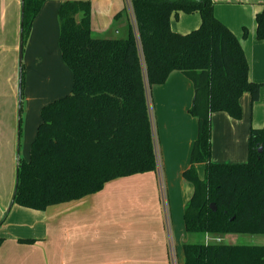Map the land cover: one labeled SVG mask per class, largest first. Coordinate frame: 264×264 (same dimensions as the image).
<instances>
[{"label": "trees", "instance_id": "1", "mask_svg": "<svg viewBox=\"0 0 264 264\" xmlns=\"http://www.w3.org/2000/svg\"><path fill=\"white\" fill-rule=\"evenodd\" d=\"M46 1L22 0V47ZM131 3L135 26L129 23L125 39L93 37L90 1L60 6L59 47L72 90L42 109L29 158H19L11 206L45 211L95 195L112 181L156 172L148 92L179 72L193 83L189 112L198 121L183 174L194 193L184 208L189 239L182 264H264V246L216 241L230 234L264 236V127L250 129L247 162L212 161V116L240 120L243 94L250 93L252 104L260 99L262 86L250 81L241 41L217 19L213 0ZM180 13H199L200 27L186 35L174 32L171 20ZM256 24L257 40L264 41V9ZM3 243L0 237V248Z\"/></svg>", "mask_w": 264, "mask_h": 264}, {"label": "crops", "instance_id": "2", "mask_svg": "<svg viewBox=\"0 0 264 264\" xmlns=\"http://www.w3.org/2000/svg\"><path fill=\"white\" fill-rule=\"evenodd\" d=\"M65 1H90L91 28L93 37L97 39H125L129 23L134 18L126 0L45 2L25 45L27 112L35 104L40 106L39 118H27L26 127L21 132V135L26 133V160L41 123L42 108L71 94L72 90V74L62 60L59 47L58 11ZM213 1L217 19L241 41L245 27L241 29L243 25H236L228 10L261 0ZM261 4L262 10L257 15L264 9V0ZM200 25L199 13H180L178 18L171 20V29L182 35L197 30ZM256 29L255 19L250 33L252 38L256 36ZM241 43L246 53V41ZM21 50L22 0H0V112L3 114L0 118V237L4 238L0 264H171L169 223L165 222L161 206L157 171L112 181L95 195L51 206L45 211L15 205L1 224L12 204L22 147L18 118L15 114L6 118L2 111L11 102L16 103ZM57 71L62 73L64 80L53 85L49 76ZM250 74L255 80L252 66ZM33 75L34 82L41 76V86L31 85ZM66 83L68 87L65 89ZM154 89L157 152L163 168H160L163 193L169 205L166 216L169 219L170 214L171 219L177 220L184 215V208L194 193L193 185L183 178L184 172L190 168L191 153L198 134V121L189 112L194 99V86L187 77L174 72L164 85L154 86ZM239 140L234 138L232 143L228 142L229 156L225 159L212 150V161L245 163L246 152ZM244 155L245 158L241 159ZM197 169L199 177L203 178L204 165H199ZM190 185L191 193L188 190ZM126 196L129 203L125 207L121 197ZM85 208H89V213L81 211ZM54 218L61 221L56 222Z\"/></svg>", "mask_w": 264, "mask_h": 264}, {"label": "rangeland", "instance_id": "3", "mask_svg": "<svg viewBox=\"0 0 264 264\" xmlns=\"http://www.w3.org/2000/svg\"><path fill=\"white\" fill-rule=\"evenodd\" d=\"M128 4V9L130 10V13L133 17L132 13V3L131 0H126ZM258 1L252 4H244V5H238L235 8H231L228 10V13L231 14V16L234 19L235 24L242 26L241 29L244 28V34L242 36L241 41H246V55H247V61L251 59L248 64L249 67L252 66L253 69V78L252 75L250 74V80L260 84L261 87V93H260V99L258 102L252 104L251 101V95L249 92H246L243 94L241 98V107H242V117L240 120H235L231 118L227 113H215L212 116V129H213V134H212V150L216 152V155L221 157V158H226L228 153H227V148H230L227 146L228 142H233L234 138H240L239 142L241 145L242 150H245L246 152V161L247 162V154H248V144H247V139L249 137L250 129L253 127L254 129H262L264 127V41H259L257 40V37H251V28L253 25H255V19L256 15L258 12L262 10V2ZM132 23L135 26V20L132 18ZM22 62H21V67L19 69V78H18V84H17V99L16 103L11 102L8 107L4 108L3 113L5 117L7 118L11 114H15V118H18V124H19V136H20V141H21V149H20V159H25L26 158V153L24 149V142H25V135L26 133L24 132L22 135L20 133L24 131L26 127V122L27 118H39V111H40V106L35 104V106L31 109V111L28 113L27 111L29 110L28 103L25 99L26 97V92H27V68L25 67V46L22 47ZM249 57V58H248ZM20 59V58H19ZM251 63V65H250ZM23 67V69H22ZM24 74V75H23ZM24 76V86L21 87V82L22 78ZM41 77V76H40ZM40 77L36 78L37 82H34L33 78L34 75L31 79V85H39L41 86L40 83ZM50 82L53 85L60 84L64 78L62 76V73L58 72L52 74L49 76ZM49 82V81H47ZM36 86V87H37ZM65 89L68 87L67 83L65 85ZM72 88V87H71ZM49 89V88H48ZM155 89L154 87L150 89L149 93V103H150V113H151V118H152V123H153V131H154V136H155V147L156 151H158V133H157V128H156V120L154 117V112L156 114L155 110ZM44 108V107H43ZM42 108V109H43ZM42 111V110H41ZM16 112V113H15ZM0 112V118H3ZM40 118H41V112H40ZM238 141V140H237ZM229 156V155H228ZM157 158H158V168H157V174L159 175V192H160V201H161V206L164 211L165 215V222L167 221L169 223L168 225V244L169 248L174 247L176 254V258L174 255V264H181L182 263V254H183V240L184 242L189 239L188 236H185V225H184V215H180L179 219H171V215L169 214V219H167L166 216V203H165V198L167 200L165 192L163 193V184H162V179H161V169L162 165L159 162L160 155L157 152ZM245 155L243 158L244 159ZM240 159V157H239ZM160 163V164H159ZM221 164H227V162H218ZM244 163V162H240ZM161 165V166H160ZM17 173V172H16ZM17 177V174H16ZM16 183H17V178H16ZM15 183V187H16ZM189 192L191 193L192 191V186L190 185L189 187ZM127 193V192H125ZM122 198V203L125 205L129 203L128 197H121ZM169 206V205H168ZM126 207V205H125ZM90 208V207H89ZM89 208H85V211L87 212ZM12 209V208H11ZM126 209V208H125ZM61 210V209H59ZM169 211V209L167 208ZM89 213V212H87ZM89 216L87 217V219ZM54 221L58 222L61 221L60 219H55ZM179 227V228H178ZM167 229V228H166ZM61 241V239H60ZM223 244L227 245H256V246H264V236H238L235 234H230L227 236L222 237L220 241ZM172 264V261H171Z\"/></svg>", "mask_w": 264, "mask_h": 264}, {"label": "built area", "instance_id": "4", "mask_svg": "<svg viewBox=\"0 0 264 264\" xmlns=\"http://www.w3.org/2000/svg\"><path fill=\"white\" fill-rule=\"evenodd\" d=\"M165 203H166V210H167V208H168V202H167L166 198H165ZM216 241H220V239H216ZM176 254H177V252H175V248L174 247H171L170 248V256H171L172 264H174L173 262H174L175 259H173V258H174V255H175V258H176Z\"/></svg>", "mask_w": 264, "mask_h": 264}, {"label": "water", "instance_id": "5", "mask_svg": "<svg viewBox=\"0 0 264 264\" xmlns=\"http://www.w3.org/2000/svg\"><path fill=\"white\" fill-rule=\"evenodd\" d=\"M22 44H23V43H22ZM22 56H23V54H22V50H21V54H20V62H22ZM259 152H260V153L263 152V146L259 149ZM11 208H12V206H11V207L9 208V210L7 211V214L10 213ZM211 208H212L213 211H216V210H217V208H216V206H215L214 204L211 205Z\"/></svg>", "mask_w": 264, "mask_h": 264}]
</instances>
